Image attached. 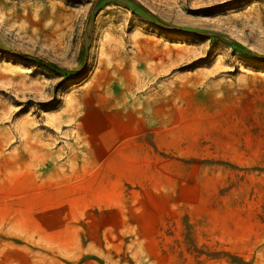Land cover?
<instances>
[{
  "label": "rangeland",
  "instance_id": "obj_1",
  "mask_svg": "<svg viewBox=\"0 0 264 264\" xmlns=\"http://www.w3.org/2000/svg\"><path fill=\"white\" fill-rule=\"evenodd\" d=\"M0 264H264V0H0Z\"/></svg>",
  "mask_w": 264,
  "mask_h": 264
},
{
  "label": "trees",
  "instance_id": "obj_2",
  "mask_svg": "<svg viewBox=\"0 0 264 264\" xmlns=\"http://www.w3.org/2000/svg\"><path fill=\"white\" fill-rule=\"evenodd\" d=\"M81 74V73H80ZM79 73L77 75H80Z\"/></svg>",
  "mask_w": 264,
  "mask_h": 264
}]
</instances>
